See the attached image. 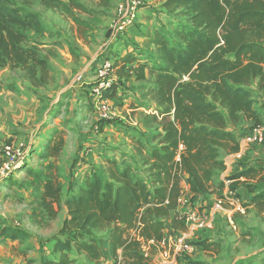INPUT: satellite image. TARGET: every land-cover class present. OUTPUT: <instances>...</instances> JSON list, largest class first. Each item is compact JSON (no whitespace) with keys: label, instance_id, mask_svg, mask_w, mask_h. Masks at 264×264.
<instances>
[{"label":"trees","instance_id":"16d2710c","mask_svg":"<svg viewBox=\"0 0 264 264\" xmlns=\"http://www.w3.org/2000/svg\"><path fill=\"white\" fill-rule=\"evenodd\" d=\"M155 1L173 25L171 31H156L148 38L157 57L152 61L134 47L136 53L127 51L113 59L120 74L127 63L136 62L135 78L154 80V86L147 87L157 114H149L161 133L153 132L156 142L138 150L147 175L106 160L104 170L92 169L75 191L69 187L63 196L57 159L66 133L51 128V135L34 152L48 161L38 169L21 168L29 186L41 190L39 206L49 219L57 216L62 204L66 207L57 233L47 240L52 249L40 264H156L162 238L187 229L185 215L175 211L183 194L182 174L187 175L191 194L220 197L224 184L215 182L213 175L225 169L221 151L239 150L232 127L243 119L259 122L252 97L254 90L259 91L264 104V0ZM35 2L44 8L62 4V0H0V68L22 70L33 86H39L47 80L48 63L26 44V31L41 28L38 13L29 9ZM68 4L83 7L76 0ZM179 16L185 22L182 28ZM117 83L113 78L106 96H113ZM241 177L252 193L243 205L264 212V159L229 176V189ZM2 183L17 180L12 175ZM28 236L19 227L0 224V237L22 241ZM197 244L216 254L220 250L217 240L204 238ZM259 255L258 264H264V251Z\"/></svg>","mask_w":264,"mask_h":264},{"label":"rangeland","instance_id":"374dc122","mask_svg":"<svg viewBox=\"0 0 264 264\" xmlns=\"http://www.w3.org/2000/svg\"><path fill=\"white\" fill-rule=\"evenodd\" d=\"M76 1L83 6L82 9L76 8L72 4L69 5V0H62V4L57 8H44L38 2L29 8L38 13L41 28L38 31H26L28 34L26 44L35 48L39 56L45 58L48 63L45 83L33 86L22 70H11L8 67L0 68V82L2 84V88H0V168L3 164L9 163L11 159L4 152L6 146L21 148L20 154L18 153L19 150L15 152V155L19 157L15 163H20L16 164L9 173H4L2 177L8 179L12 174L13 178H19L22 181L20 185L15 187H6L0 181V224H11L29 234L25 240L18 242L16 246L18 250H24L27 257L32 258V264L35 262L38 264L39 259L48 254L46 242L59 229L62 218L66 215V207L62 204L57 216L54 219H49L39 206L37 191L29 186L21 168L30 166L38 169L48 161L39 158L34 152H37L41 143L45 142L51 135L53 131L51 128L61 125L62 127L58 129H62L69 135L73 132L66 131L73 121H75V126L73 125L72 129L77 133L88 127L89 121L82 120V118L88 120V113L81 114L82 109L90 105L87 97L91 91L89 85L86 82L82 85L77 77L78 74L85 72L87 79L94 78L92 73L96 66L95 61L110 57L105 51V47L108 45L109 35L116 23L115 12L118 6L125 5L128 0H123L124 4L119 0ZM150 3L148 7L152 10L146 11L145 9L137 19L134 28L138 33L133 34L130 44L133 50L134 47L140 48L146 58L154 61V58L157 57L155 45L148 42L146 37L153 38L156 31H171L173 25L168 26L169 23L164 17L167 12L165 9L164 11L160 9L158 2L152 0ZM179 18L178 25L182 28L185 22L182 16ZM147 81L152 82V79L150 80L148 77ZM253 97L254 103L257 105L259 103L264 121L262 99L255 90ZM107 99L114 107L115 104H112L109 96ZM146 101L149 103L150 99L148 98ZM91 102L96 117L89 129L95 134H101L104 130V124L106 122L115 123L118 116L110 121H100L95 103H93L94 101ZM124 117L125 122L130 123L128 116ZM131 125L136 127L137 124ZM107 139V136H100L99 140L95 141L96 144L93 145L97 149H92L90 154L100 152V148L104 146L105 149H111V146L115 144L110 143ZM70 144L71 142L69 143V153H65L57 159L63 196L66 195L68 187L74 180L72 168L76 154L74 155L73 147ZM84 152L87 155V149ZM81 160L84 161L83 158ZM91 168L104 170L106 162L103 161L97 165L92 164ZM137 169L142 170V165L137 166ZM62 171L68 172L63 174ZM228 173L230 174V171ZM226 214L232 213L227 212ZM242 215L245 218L240 219L249 221L246 232L239 237L234 233L233 228L228 227L227 224L225 232L223 231L227 235L220 242L223 253L218 257L209 256V261L202 264H216L217 261H222L225 264L231 262L232 264L259 263L255 257L264 243V213L250 210L245 211ZM235 217L237 218V216ZM237 230L238 228H236ZM6 239L11 240L0 237V243ZM7 245L8 243L2 246ZM1 250L0 264L25 263L20 253L14 255V258L10 260L8 253L11 250L10 247H4ZM263 251L264 248L261 252ZM159 254L160 251L154 257L156 264L162 261ZM215 255L217 254L215 253ZM234 256L236 257L235 260H233Z\"/></svg>","mask_w":264,"mask_h":264},{"label":"crops","instance_id":"0c3cea01","mask_svg":"<svg viewBox=\"0 0 264 264\" xmlns=\"http://www.w3.org/2000/svg\"><path fill=\"white\" fill-rule=\"evenodd\" d=\"M119 1L121 3H124L123 0ZM145 9L146 11H149L150 8L144 7L139 10V13L135 19V23L133 25V29L129 30L126 35H123V33L112 38L110 37V33L108 45L105 47V51L108 52L110 58L118 59L120 56H122V54L131 50L132 52L136 53L135 49L133 50L130 41L133 39V34L135 35L136 33H138L136 32L137 30L134 28V26L137 24V19L142 15L141 13H143ZM160 9L164 11L165 8L160 6ZM148 38L150 37H146V39ZM135 66L136 62L127 63L126 69L124 70L123 74L117 72L118 65L114 69V78L117 80V82L119 80L120 82L116 84L113 96L109 98L112 104H115V113L120 120L117 119L115 123L106 122L104 124L105 126L103 133L95 134L89 129L91 123L96 117L95 110H92V103L90 102V105H87L84 109H82L81 114L83 115L85 113H88V120L82 118L83 121H89L88 127L81 130V132L78 131L77 133V131L75 132L72 129L73 125L75 126V121L70 124L71 126H68L66 132L71 131L73 132V134L65 135V145L59 155V158L62 157L65 153H69V143L71 142L70 145H72L73 147L72 151L74 152V155L76 154V159L72 168V178H74V180L69 186L70 189L75 191L78 184H82L85 181V178L90 174L92 170V164L97 165L98 163H103V161L106 160H114L118 166H129L133 172L139 173L141 176L146 177L147 173L145 171V165H143L141 161L138 150L141 149V146L148 148L150 145L154 144L156 141L152 139L153 132L161 133V129L158 128L155 117L149 114L150 111L154 109L156 103L152 97V93L148 92V87L145 85L154 86L153 77L148 76L150 77V80L152 79V82H149L147 80H137L132 69ZM255 91L259 93L261 99L263 100V95L259 91ZM148 98L150 99L149 103L146 101ZM252 98L254 99V97ZM85 99L87 98L85 97ZM253 107L257 110V113L259 115L258 123H255V121L252 119H243L238 125L232 127V130L234 131L235 136L237 137V140L239 142V150L234 153H226L225 151H221L220 156L223 160H225L228 156H232L233 158L230 159V164L225 165L224 170L216 171L213 175V179L215 182L222 181L224 184L220 197L215 193L191 194L186 180L187 175L182 174L181 187L183 194L175 211H177L179 214L185 215V224L187 226V229L185 231H176L172 234H167V232H165V235H167L164 237L165 242L162 246V251L160 250L159 254L162 258V261L157 262V264H188V260L206 263L210 259L209 256L218 257L223 253L221 251L222 243L220 242L222 239H224V236L227 235V233H224L227 224L229 225L228 227L233 228L232 230L239 237H241V235L246 232L249 221L240 218H245V216L242 215L245 213V211H256L255 209H253L251 206L243 205L244 212L241 213L234 209H230L228 205L220 208L215 207V205L218 198L223 197L227 189H229V186L224 183L223 179L233 174H237L249 166H254L257 164L258 160L264 159L263 114L261 108L259 107V103L258 105L254 103ZM122 114H125L124 116L126 117L130 116L132 120H135V125L137 124L136 127H132L130 123H126L125 117ZM61 127L62 126L60 125L54 128ZM256 127L262 128L263 131L260 132L257 140L253 141L251 140V138L253 137V131ZM100 136H107V140L110 141V143H114L115 145L111 146V149H105L104 146L103 148H100V152L90 154V152H92V149H97L93 145L96 144L95 141L99 140ZM86 149H89V151H87V155H85L86 153L84 152ZM97 154L100 155L98 156ZM78 156L79 159L77 160ZM81 157L84 159V161L81 160ZM139 165H142V170L137 169V166ZM21 171L22 173H25V169H22ZM229 171L230 174L228 173ZM67 172L68 171H62L61 173L67 174ZM25 178L28 182V176L26 175V173ZM16 180L17 183L6 185V187H15L22 183L19 178H17ZM248 181L254 182L253 180ZM245 182V178L241 177L236 181L234 185V190L240 197L242 203H246L252 196V193L249 192ZM34 190L37 191L38 196H40L41 190ZM227 212H231L232 214L228 215L226 214ZM263 213L264 212H261V214ZM235 216H237V218ZM63 219L64 218H62V220ZM238 220L240 221L238 222ZM236 228H238L237 231ZM194 229L196 230L194 231ZM57 231L54 234H56ZM204 238L217 240L220 243V251L217 253V255H215V253L213 252L203 250L201 245L197 244V241ZM22 241L17 239H6V241H2V243H0V250L4 247H10L11 250L8 251V253L10 254V260L14 258V255L20 253L22 258L24 259V264H32V261L30 263H27L26 261V259L32 260V258L27 257L24 254V250H18L16 246L18 242ZM7 243V246H2L3 244ZM46 243L48 245L46 251L50 253L52 249V242L47 241ZM263 248L264 243L263 247L259 250L257 256L255 257L256 260H259V254L261 253V250H263ZM235 258L236 257L234 256L233 260H235ZM40 263L41 258L38 261V264ZM216 264L225 263H223L222 261H217ZM230 264H232V262Z\"/></svg>","mask_w":264,"mask_h":264},{"label":"built area","instance_id":"2783aa9c","mask_svg":"<svg viewBox=\"0 0 264 264\" xmlns=\"http://www.w3.org/2000/svg\"><path fill=\"white\" fill-rule=\"evenodd\" d=\"M150 1L152 0H128L125 5L118 6L115 12L116 23L111 31L110 37L113 38L114 36L123 33V35H126L127 32L133 28L139 10L143 7H148L151 4ZM95 65V69L92 73L94 74V78L87 79L85 72L82 74H78L77 78L82 82V85L85 82L89 85L91 92L89 97L87 98L89 102L94 101L93 103H95L94 105L98 110L100 121H110L117 117L114 107L111 105V103L107 99V96L105 95V91L111 87L114 78L115 67L113 66V59L110 57H105V59L103 60L95 61ZM150 113L157 114V111L155 109H152ZM128 118L129 122L135 125V120H132L130 116ZM261 131H263L262 128L256 127L253 131V137L251 138V140H257ZM18 150V153L20 154L21 148L19 147H5L4 152L11 159L9 163L3 164V166L0 168L1 182H3V180L5 179L4 177H2V175H4V173H9V171H11L16 164L20 163H15V161L19 160V157L15 155V152ZM87 151H89V149H87ZM13 157L15 160L13 159ZM232 158V156H228L224 160L225 165L230 164V159ZM10 175L12 176V174ZM223 181L227 186H229V184L231 183V180L228 179V177L223 179ZM225 205H228L230 209H234L238 212H244L243 203L234 189H227L223 197L218 198L215 207L220 208ZM164 242L165 238H162V240L160 241L161 251ZM144 249L146 248L144 247Z\"/></svg>","mask_w":264,"mask_h":264}]
</instances>
